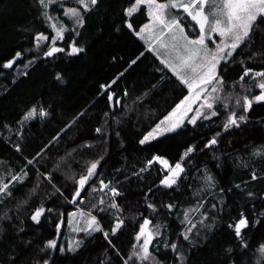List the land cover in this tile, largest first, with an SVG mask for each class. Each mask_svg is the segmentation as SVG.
<instances>
[{
  "label": "trees",
  "instance_id": "obj_1",
  "mask_svg": "<svg viewBox=\"0 0 264 264\" xmlns=\"http://www.w3.org/2000/svg\"><path fill=\"white\" fill-rule=\"evenodd\" d=\"M34 5L35 0H0V73H2L0 76V140L7 143L6 156L0 155V174L7 173L10 169L18 171L19 168H23L26 163L24 158L31 159L53 135L66 124L71 123L78 112L85 110L86 115L83 119L67 131L57 145L47 153L50 159L45 168L40 171L51 170L54 163L63 157L66 151L70 152L79 143L87 140L94 147L72 154L74 160L72 170L83 174L90 162L107 153L106 160L102 161L99 171L106 179H111L116 169H122L119 179L124 180V177L133 171V166L138 170L154 154L162 155L174 163L186 146L199 143L202 139L206 140L215 132L221 131L217 125L222 124L226 113H221L219 119L207 126L201 123L195 131L188 126L179 131V134H168L141 147L138 143L139 139L150 130V126H154L171 110L170 106L179 102L186 91L178 85L175 78L168 79L170 73L162 79V73L158 69L163 66L160 65L156 54L147 52L148 45L144 41L127 28L121 27L122 9L130 6L129 0H101L99 9L88 16L86 26L77 37L78 46L83 47L85 51L78 57L69 56L65 52L47 60L40 59L47 48L40 50L39 56L25 52V49L33 48V35L36 32L53 34L46 29L43 21L37 19V9ZM64 6L74 5L65 4ZM53 7L59 8V5ZM51 15L60 16L64 24L69 28L72 26L71 22L63 17L62 12L53 10ZM147 22L146 9L134 14V27L137 31ZM117 28L120 30L117 31ZM70 42L71 39L66 35L65 41L58 42L57 46L66 47ZM15 51L23 52V59L11 70L3 69L5 58H11ZM241 51L246 55L237 56L236 62L227 66L225 79L229 85L242 74L243 67L239 64L241 59L247 61L253 52L264 51V24L260 25L254 44L244 47ZM141 52H145V56L128 70L113 91L127 88L131 98L124 103L131 105L133 99L152 84H158L159 87L145 100L142 107L128 114L118 128L120 136L117 137L114 130L109 142L105 145L100 142L101 138L94 132L96 127L103 124V113L107 111L106 97L101 95V85L109 83L119 73L128 69L131 60ZM32 59H37L38 62L27 69L26 76L20 75L18 82L13 85L11 81L15 78L17 69L21 73L24 72V65ZM261 64H264V60L256 61L254 64L249 63L247 66L260 70ZM58 73L61 75V80L56 79ZM232 91V88L226 89V92ZM235 91L240 92L238 85ZM258 91V89L255 90V93L258 94ZM36 101H42L45 107L51 105V118L46 121L37 119L26 122L22 130L23 138L20 139L21 130L16 122L20 119L22 112ZM116 115L119 117L121 113L117 112ZM248 119V124H242L241 128H233L224 134L218 147L205 150L203 154L197 150L189 164L185 165L186 178L178 181V186H174L173 189L160 185L165 172L158 164L148 170L142 180L132 179L129 183L122 185L124 198L119 202L124 207L126 217L138 218L143 214L152 220V225L171 226L163 228L164 239L158 241L159 250L153 252L160 264H176L173 258L174 253L168 250L165 254L164 241H176L177 238L173 232L184 231L185 226L181 223L184 220L183 213L194 209L197 205V201H194L192 197L202 178L197 171L198 168H206L218 183L214 190L215 194L208 200L203 199L205 208L210 207L211 203L221 201H226V207L222 213L213 211L209 214L206 224L200 225L198 234L191 236L193 245L198 246L191 248L188 264H223L224 250L229 246L237 247L234 233L227 225L238 218L241 211L245 212L250 222L258 219L260 213L264 211L260 207V202L256 203V211H252L253 202L248 200L246 192L242 191L252 189L257 195L264 194V179L254 182L250 179L253 170L264 176V171H261L264 169V156L255 158L252 155L253 149L264 145V123H260L264 122V102L254 104ZM5 125L10 126L11 131H6ZM16 144H20L22 152L14 150L13 145ZM199 147L202 149L203 143H200ZM29 175L31 179L23 186H17L18 190L14 191L13 198L0 207V213L5 209H14L19 201L28 199L29 189L36 183L34 167L29 168ZM57 176L55 183L58 186L67 184L71 187V181L65 179L63 169L57 173ZM236 185H239V188H236ZM150 188L153 191L147 196V200L158 206L161 201L177 205L172 214L161 211L153 217L145 210L144 194ZM220 189H233V191L221 193ZM51 191L52 189L43 183L40 194L32 198L29 204L19 211V218L13 217L12 224L23 227L24 232L13 235L15 229L5 222L7 231L4 234L3 243L0 244V257L16 255V264H34L35 260L41 257L46 259L49 256L53 257L54 264H99L108 248L103 235L93 233L91 236H86L83 232H79L75 236L68 229V213L75 212L78 208H83L85 212L89 210L93 201L88 193H84L83 204L68 205L63 199L54 198L45 205L47 208L54 209L56 213L63 212V223L59 235L55 228L58 222L57 215L42 219L39 225L29 219L33 209ZM65 195L67 196V193ZM199 217L198 213L190 212L192 223ZM126 223L127 227L123 233L112 240V243L125 253L135 242L134 229L138 230V223H142V220H128ZM244 235L245 239L251 238L252 241L251 247L245 253V256L251 259V254L257 245L264 240V223L249 229ZM54 238L57 239L58 245L65 247L69 244L68 240L74 238L76 241L82 240L83 246L76 254L66 252L61 255L51 250L40 253L39 249L43 247L44 242ZM29 241L32 242L30 246ZM9 244H13L14 252L8 250ZM183 245L184 248H188L187 242H183ZM107 255L113 257L112 264H120L111 250L107 251Z\"/></svg>",
  "mask_w": 264,
  "mask_h": 264
},
{
  "label": "snow or ice",
  "instance_id": "obj_2",
  "mask_svg": "<svg viewBox=\"0 0 264 264\" xmlns=\"http://www.w3.org/2000/svg\"><path fill=\"white\" fill-rule=\"evenodd\" d=\"M100 3L101 0H35L37 19L43 21L46 29L54 34L49 35L43 31L36 32L33 35V48L25 49V52L39 56L40 50L47 48V51L43 52V57H40L41 60H47L65 52L69 56L78 57L85 49L78 46L77 37L86 26L88 16L99 9ZM65 4L74 6L65 7ZM129 4V7L122 9L123 24L121 27L127 28L141 41H144L148 45L147 52L156 53L160 65L163 66L158 69L162 73V79L170 73L168 79L175 78L178 85L186 91L179 102L170 106L171 110L162 119L154 126H150V130L139 139V145L143 147L168 134H179V131L188 126H191L195 131L201 123H205L207 126L219 119L221 113H226L222 124L217 125L221 131L215 132L206 140L202 139L199 143L186 146L184 152L174 163L162 155L154 154L138 170L133 166V171L130 175H126L124 180L119 179L122 169H116L112 173L111 179H106L99 171L102 161L106 160L107 153L90 162L83 174L72 170L74 163L72 154L94 147L87 140L79 143L70 152L66 151L65 155L54 163L51 170L40 171L45 168L50 159L47 153L51 148L55 147L61 137L86 115V110L78 112L71 123L66 124L53 135L31 159L24 158L26 163L23 168H19L18 171L10 169L7 173L0 174V207H3L13 198L14 191L18 190L17 186H23L31 179L29 168L36 169V183L29 189L28 199L19 201L14 209H5L0 213V244L3 243V237L7 231L5 222L15 229L13 235L25 231L23 227L12 224L13 217L19 218V211L26 207L32 198L40 194L41 185L46 183L52 191L42 198L38 206L31 212L29 219L33 223L39 225L42 219L57 215L58 222L55 224V228L59 235L63 223V212L56 213L54 209L47 208L45 205L54 198L63 199L68 205L83 204L85 202L84 193H88L93 201L89 210L85 212L83 208H78L76 212L68 213V219L71 224L72 218L79 216L86 222L85 227L74 228L73 231L83 232L86 236H91L93 233L103 235L108 248L99 264H112L113 257L107 255L108 250H111L120 264H160L153 252L159 250L158 241L164 239L161 228L166 229L171 226L152 225V220L143 214L138 218L126 217L124 207L119 202L124 198V193L121 190L122 185L129 183L132 179L142 180L144 174L158 164L165 172L160 180V185L167 189H173L174 186H178V181L186 178L185 165L189 164L192 155L197 150L203 154L205 150L218 147L224 134L233 128L239 129L242 124L249 123L248 114L254 104L264 102V64L260 65V70L247 66L249 63L254 64L256 61L264 60V51L253 52L247 61L244 59L239 61L243 71L231 85L225 79L227 66L235 63L237 56L246 55L241 50L254 44L257 31L260 25L264 24V0H129ZM55 5H59V8H54ZM145 9L148 22L140 26L137 31L134 27V14ZM53 10L62 12L63 17L67 18L72 26L69 28L64 24L60 16H52L51 11ZM119 30L120 28H117V31ZM66 35L71 39V42L67 43L66 47L57 46L58 42L65 41ZM49 41L50 43H48ZM23 56V52L15 51L11 58H5L2 68L11 70L23 59ZM144 56L145 52H141L131 60L128 69L119 73L109 83L101 85V95L106 97L107 111L103 113V124L96 127L94 132L101 138L100 142L105 145L109 142L114 130L115 135L120 136L118 128L128 114L136 112L138 108L142 107L145 100L159 87L158 84H152L151 87L136 96L131 105L124 103L125 100L131 98V93L127 88L113 91V88L118 86L119 81L124 78L128 70ZM37 62V59L28 60L24 65L25 71L21 73L17 69V74L11 83L15 85L20 75L26 76L27 69ZM246 78L248 79L245 83ZM56 79H62L59 73ZM237 85L240 89L239 93L235 91ZM228 88H232L233 91L226 92ZM257 89L259 90L258 94L255 93ZM117 112L121 113L119 117L116 115ZM51 114V105L45 107L42 101L32 103L22 112L20 119L16 122L17 127L21 130L19 138H23L22 130L26 122L34 121L36 118L46 121L51 118ZM4 127L6 131H11L10 126L5 125ZM200 143L204 145L202 149L199 147ZM13 147L16 152H22L20 144L13 145ZM121 147H123V143H121ZM252 155L255 158L264 156V145L253 149ZM62 169L65 179L71 181V187L67 184L58 186L55 183L58 179L57 173ZM197 171L202 177V188L206 194L207 190L215 187V178L206 168H198ZM250 179L254 182L264 179V176L253 170ZM235 187L239 188V185ZM152 191L150 188L144 194L146 197L145 210L153 217L161 211H166L169 215L172 214L177 205L161 201L158 206L156 203L148 201L147 196ZM225 191L231 192L233 189H220L221 193ZM242 191L246 192V198L253 202L252 211H256L257 202H260V207L264 209V194L257 195L252 189ZM204 205L205 201L198 198L196 207L183 213L184 220L181 223L185 226L184 231L173 232L177 238L176 241H164L165 254L168 250L174 253L173 258L176 264H188L191 248L198 246L193 245L191 236L198 234L200 225L206 224L209 214L213 211L222 213L226 207V201L211 203L208 208H205ZM190 212H196L202 217L198 224L191 222ZM128 220H142V223H138V230L134 229L135 242L125 253L113 244L112 240L123 233ZM20 223L22 224L23 221L21 220ZM262 223H264V211L260 213L258 219L252 222L245 212L241 211L239 217L227 225L234 233L237 247L229 246L224 250L223 264H264V240L257 245L251 254V259L245 256L252 242L251 238L245 239V232ZM150 225L152 226L150 227ZM154 241L157 242L154 243ZM183 242H187L188 248H184ZM31 243L29 241L28 245L30 246ZM82 246V240H77L74 244L69 243L65 247L58 245L57 239L54 238L46 240L39 252L47 253L48 250H51L61 255L66 252L76 254ZM8 250L15 251L13 244L8 245ZM16 259V255H5L0 257V264H16ZM34 264H54V259L51 256L46 259L41 257L35 260Z\"/></svg>",
  "mask_w": 264,
  "mask_h": 264
},
{
  "label": "rangeland",
  "instance_id": "obj_3",
  "mask_svg": "<svg viewBox=\"0 0 264 264\" xmlns=\"http://www.w3.org/2000/svg\"><path fill=\"white\" fill-rule=\"evenodd\" d=\"M65 7H67V6H65ZM54 34V33H53ZM52 34V35H53ZM210 47H211V45H210ZM241 114H243V113H241ZM37 119H39V118H36L35 120H37ZM28 123V122H27ZM241 128V127H240ZM161 138V137H160ZM6 154H7V143L5 142V141H3V140H0V155L1 156H6ZM201 180H202V178L199 180V185L197 186V189L195 190V194H194V196L192 197V199L194 200V201H197V199L198 198H202V199H205V200H208L210 197H212V195H214L215 194V192H214V190L217 188V185H218V183H217V181H216V185H215V187L214 188H212V189H209V190H207V192H206V194H205V190L202 188V183H201ZM76 212V211H75ZM201 217V216H200ZM200 217L195 221V222H193V223H199V219H200ZM86 226V222H85V220H83V219H81L79 216H76V217H73L72 218V223L70 224V223H68V229H69V231H72L73 233H74V235L76 236L79 232L78 231H73V229L74 228H82V227H85ZM152 225H150V227H151ZM201 229V228H200ZM161 232L163 233V227L161 228ZM76 241V239L74 238V239H70V240H68V243H73L74 244V242Z\"/></svg>",
  "mask_w": 264,
  "mask_h": 264
},
{
  "label": "crops",
  "instance_id": "obj_4",
  "mask_svg": "<svg viewBox=\"0 0 264 264\" xmlns=\"http://www.w3.org/2000/svg\"><path fill=\"white\" fill-rule=\"evenodd\" d=\"M156 54V53H155Z\"/></svg>",
  "mask_w": 264,
  "mask_h": 264
}]
</instances>
